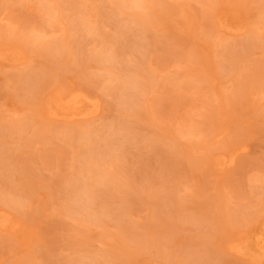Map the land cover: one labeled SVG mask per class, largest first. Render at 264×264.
I'll use <instances>...</instances> for the list:
<instances>
[{
    "label": "rangeland",
    "instance_id": "374dc122",
    "mask_svg": "<svg viewBox=\"0 0 264 264\" xmlns=\"http://www.w3.org/2000/svg\"><path fill=\"white\" fill-rule=\"evenodd\" d=\"M117 1L119 0H52L45 4L46 10L36 0H0V38L4 39L2 41L10 39L9 31L4 30L5 28L17 27L19 31L26 32L35 27L47 41L52 37H59L66 20L85 15L94 17L96 14L99 15L96 22L98 30L106 38L115 35L117 24L149 28L151 37L148 41L151 44L145 65L154 71L159 82L155 88L141 91L147 111L139 118H127L135 125L131 130L132 134L145 137L151 129L160 132H165L166 129L178 131L181 127L190 128L194 125L201 129L207 126L209 120H214L217 126L207 139L202 135L190 137L189 140L176 135L173 137V143L184 148L189 159L181 165L176 164L177 167L171 173L161 164V158L154 155L152 148L135 141L127 142L123 146L126 156L116 167L117 179L124 183L131 181L132 184L127 183L130 185L128 188H136L143 178L141 170H147L156 181L163 184L166 181L171 188L170 195L178 200L180 211L174 215L172 210H168L163 216L178 224L183 216L204 217L205 211L200 210L203 206L200 204L204 201L197 194L201 193L205 197L220 195L229 217L225 220L223 231L213 235L207 243L222 257L216 264H249L247 260L226 251L224 239L240 236L250 225V219L257 221L264 213V202L261 201L264 197V125L260 124L259 114L253 113L246 104H241V97L235 93L234 86L238 82L243 83L244 101L249 104L256 102L258 107H264V85L255 86V81L250 79L252 77H248L255 73L254 63L264 60V51L254 49L248 60L240 61L236 78L221 77L230 71V53L241 48L239 44L247 34L229 35L218 32L214 16L236 13L244 17L250 25H254L261 9L255 0H210L207 7L197 0H151L150 3L154 5L160 2L163 8L157 13L150 10L144 22H136L126 14L128 9H118ZM87 4H96L98 7H95L92 14H84V6ZM173 7L176 12L181 11L180 15L184 16L182 19L178 14H173L174 11L170 10ZM205 20L211 23L210 27L205 26ZM257 32L264 34V24L260 28L258 26ZM129 40L125 39L120 44L122 55L118 57V65L131 66L136 57H139V51L130 50ZM144 40L147 41V38ZM106 41L95 34H87L83 39L85 55L88 57L96 51L110 47L111 43ZM168 50L177 52L178 56L167 57ZM31 51H28L29 61L24 64L25 68L7 61L0 64V123L4 126L15 123L20 115L30 112L28 106L21 102V92L17 87L20 79H17V75L31 73L33 67H42L44 58ZM195 52L199 55H195ZM205 64H210L214 69L202 72ZM87 65L88 69L83 72L71 69L58 71L60 80L55 81L53 86L59 84L65 88L71 83V86L82 88L100 98L102 110L89 118L78 120L39 116L47 129H72L75 132L95 130L118 115L112 109L114 95L104 87L107 74L99 71L102 76L94 77L93 74L97 71L93 67L97 66V62L88 61ZM113 71L112 78H121V74H116L115 69ZM176 71H184L186 75L194 77L189 83L190 87H175L168 81V77ZM199 72L204 74L202 78ZM212 78L215 84L211 86L209 79ZM114 84V81L108 83L109 86ZM147 118L154 119L153 126L146 124ZM30 128L24 126L20 130L24 136L30 137ZM214 133L222 134L217 142L214 140L212 143ZM239 142L245 143L247 150L237 157L232 167L215 166L207 160L214 152H221L227 145ZM11 146L15 147L16 144L13 142ZM160 147L166 149V145L162 144ZM81 156L80 150L70 145L60 134L44 140L36 139L18 148L20 166H28V173L35 176L38 184L30 212L33 216L22 219L25 226L34 231V238L28 247L25 240L18 238L16 233L0 230V264H97L92 261L95 254L100 255L104 264H164L162 258H143L135 254L129 255L135 256L132 258L135 262L111 260V251L105 239L100 236L103 229L79 220L60 208L64 200L59 193L62 188L59 179L77 173ZM170 157L173 161L177 160L173 155ZM105 167L108 166L105 164ZM195 167L200 172L190 177L187 171ZM170 174L175 178L173 181L168 179ZM184 174L187 176L184 177ZM6 180L13 187L17 185L14 176L11 177V182ZM254 180L261 185V192L253 190ZM158 189L161 188L156 185L154 191ZM25 193L23 195L27 196L26 191ZM4 194L7 195V192ZM115 195L119 199L122 193L116 191ZM150 215L149 202L137 200L129 203L125 218L138 232L146 236H157L155 227L149 223ZM104 220V229L108 234L119 233L108 216ZM206 229L199 226L197 221L180 224V228L174 233L172 254L197 249L194 245L196 236Z\"/></svg>",
    "mask_w": 264,
    "mask_h": 264
},
{
    "label": "bare ground",
    "instance_id": "6f19581e",
    "mask_svg": "<svg viewBox=\"0 0 264 264\" xmlns=\"http://www.w3.org/2000/svg\"><path fill=\"white\" fill-rule=\"evenodd\" d=\"M52 0H36V2L47 10L45 4ZM204 6L210 5V0H197ZM259 7L260 14L257 22L250 25L249 22L239 14H216L214 16L217 31L224 32L229 35L247 34L246 38L239 44L240 49L231 52L230 71L224 73L225 78H236L238 75V63L249 59L254 49L264 51V34L257 32V28L264 24V0H255ZM151 0H119L117 6L120 11H126V14L136 22H144L149 15V11L153 13L160 11L163 6L160 2L150 3ZM46 4V5H47ZM84 14H92L96 4H87L84 6ZM173 14L181 16V11H175V7L170 8ZM97 17L88 15L77 17V19L66 20L63 30L59 37H52L49 40L43 39V34L35 27L26 32H21L17 27H9L4 30L9 31V40L2 41L0 38V64L7 61L16 66L29 61V53L37 52L43 57L42 67L32 68L30 73H19L17 83L21 102L30 109V112L20 115L15 123L4 126L0 123V230H10L23 238L25 244L29 247L30 242L34 238V231L31 227H26L23 217L33 216L32 202L34 201V191L38 188V184L34 175L29 174L28 166L21 167L17 157V150L21 146H26L29 142L50 138L55 134L60 136L70 145L80 150L82 156L78 160L77 173L59 179L62 184L59 193L64 200L60 208L69 213L71 216L83 220L89 224L101 227L103 230L100 236L105 239L111 256V260H120L121 262H135L132 258L136 255L139 257L162 258L164 264H216L222 260L220 254L216 253L207 243L208 239L213 235H218L223 231L225 220L229 217V213L224 209V200L218 194L205 197L203 194L197 196L204 201L202 208L204 217L183 216L178 224L171 218H164L163 213L172 210L179 212L178 200L170 195V186L166 183H160L155 180L153 174L147 170H141L143 178L136 188H128L132 184L131 181L123 182L117 179V166L126 155L123 146L127 142H137L142 146L152 148L154 155L161 158V164L165 166L168 173L187 161L189 156L184 148L176 146L173 143L175 135L185 140L190 137L202 135L208 138L217 123L209 120L206 127L198 129L195 125L181 127L178 131H158L151 129L145 137L135 136L131 132L135 126L127 118H139L147 111V106L141 96V91L151 90L157 86L159 79L154 71L148 69L145 65V59L148 55V41L150 35L149 28L145 26L133 27L128 24H117V30L114 36L106 38L103 33L98 30L96 25ZM59 19V16L57 17ZM206 22V20H205ZM205 26L210 27L211 23L207 21ZM80 32V33H78ZM87 34H95L101 40L109 41L110 47L101 49L90 54L88 57L84 53L83 39ZM85 36V37H84ZM147 38V41L144 40ZM130 39L129 48L133 51H139V57L133 62V65H118V57L122 55L120 44ZM106 41V42H107ZM195 55H199L195 52ZM178 56L173 50L167 51V57ZM97 62V66L93 67L97 72L94 77L102 76L99 71H104L106 75L104 87L113 93L115 102L112 109L118 112V115L110 121L104 122L95 130H80L75 132L72 129L54 130L47 129L44 121L39 116L46 118H65L69 120L86 119L92 115L98 114L102 110V103L98 96L87 93L82 88L71 86V83L65 88L61 85H54L55 81H59V72L65 70H74L75 72H83L88 69L87 62ZM23 64V65H22ZM210 64H205L202 72H208L207 69H214ZM218 66V65H217ZM255 73L249 74L255 86L264 85V60L254 63ZM121 74V78H112L114 74ZM202 72L198 74L202 78ZM184 71H176V73L168 77V81L175 87L189 86L193 76H188ZM220 76V75H219ZM115 82L114 86L108 83ZM210 85H214V79H209ZM243 83H236L234 91L241 97V104L249 106L257 115H260V124L264 125V107H258L256 102L244 101ZM219 92V91H217ZM260 108V109H259ZM148 126L154 125L153 118H147ZM31 127L29 131L30 137L24 136L20 128ZM237 131V130H236ZM167 133V134H166ZM166 134V135H163ZM222 133H214L211 142L219 140ZM134 135V136H133ZM160 138V139H159ZM16 146L12 147L11 144ZM166 145V149L160 147ZM247 150L245 143H234L227 145L221 152H214L210 155L208 161L212 165L230 168L235 165L237 157L243 155ZM170 155L176 157V161L170 159ZM183 155V158H182ZM105 164L108 167H105ZM104 166V167H103ZM11 172V173H9ZM200 172V169L194 168L188 175L193 176ZM14 173H17L14 174ZM17 180V185H10L11 177ZM171 176L170 181L175 178ZM187 176L184 174V177ZM131 177V175H130ZM138 178L137 176L135 177ZM159 185L161 189L155 190L154 187ZM253 190L261 192V185L254 180ZM7 192V195L4 192ZM27 196L23 195L26 194ZM122 193L117 199L115 192ZM148 201L150 205L149 223L155 227L157 236H146L136 230V228L125 218L126 208L130 202ZM153 200V201H150ZM264 202V197L261 200ZM210 207V208H206ZM200 208V207H199ZM108 216L110 221L118 228V234H108L105 231L106 220ZM197 221L199 226L207 229L196 236L194 245L197 249L180 252V254H172L174 233L180 224ZM251 221V222H250ZM250 225L241 232L240 236L226 237L225 250L229 253L245 259L249 264H264V213L257 221L250 219ZM183 227V226H182ZM85 236V234H82ZM81 241V240H80ZM135 254L130 257L129 255ZM92 261L97 264H104L99 254L92 257Z\"/></svg>",
    "mask_w": 264,
    "mask_h": 264
}]
</instances>
